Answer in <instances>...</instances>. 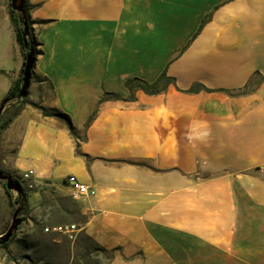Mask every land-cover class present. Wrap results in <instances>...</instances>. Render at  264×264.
<instances>
[{
	"label": "crops",
	"instance_id": "obj_1",
	"mask_svg": "<svg viewBox=\"0 0 264 264\" xmlns=\"http://www.w3.org/2000/svg\"><path fill=\"white\" fill-rule=\"evenodd\" d=\"M26 3L29 99L51 114L6 103L0 168L93 187L73 224L109 264H264V0ZM23 63L19 50L14 81ZM164 70L175 83L159 94L126 87Z\"/></svg>",
	"mask_w": 264,
	"mask_h": 264
},
{
	"label": "rangeland",
	"instance_id": "obj_2",
	"mask_svg": "<svg viewBox=\"0 0 264 264\" xmlns=\"http://www.w3.org/2000/svg\"><path fill=\"white\" fill-rule=\"evenodd\" d=\"M14 14L20 19L18 11ZM19 50L24 53L16 37L11 2L0 0V104L14 82L19 66ZM35 80L31 78L28 98L40 91L35 86L31 89L32 82H37ZM10 175L21 182L28 202L15 201L18 192L11 190L12 197L9 196L5 182L0 180V235L7 231L19 207L21 211L18 216L24 219L8 249L0 247L4 264H109L110 252L103 250L90 237L82 233L76 235V232L70 237L59 232L45 231L46 227L71 224L81 219L75 200L68 194L69 190L66 192L49 181L37 182L28 175ZM33 192L41 194V200L36 206L29 203V196ZM7 250L11 258L7 257Z\"/></svg>",
	"mask_w": 264,
	"mask_h": 264
},
{
	"label": "trees",
	"instance_id": "obj_3",
	"mask_svg": "<svg viewBox=\"0 0 264 264\" xmlns=\"http://www.w3.org/2000/svg\"><path fill=\"white\" fill-rule=\"evenodd\" d=\"M24 8H25V13L27 15V19H29V8H28V5L26 3V0H24ZM15 12L16 11L11 8V15L13 16V21L15 23L16 37H17L18 42L21 44L22 49L24 50L23 56H24V59H25V56H26V53H27V47H25V45L23 43V32H24L23 23H24V18L22 20H20L19 17L15 16V14H14ZM208 18H209V16H207V17H205L203 19L201 26L204 25V23L207 21ZM28 25H29L28 40H29L30 43L33 44L34 49H35V54L37 55L39 53L38 49H37V41L35 39V36L32 33L31 25H30L29 22H28ZM23 66H24V63H23ZM23 66H22V69H21V73L23 72ZM172 83H175V78L168 76L166 70H164L159 75V77L156 80L152 81V82L146 81V80L141 79L139 77H134V78L128 79L126 81V87L130 90L131 93H133L135 90H143L147 94H159V93L165 91L168 88V86L170 84H172ZM21 85H22V75H20L19 78L16 81L13 82V84L11 85V87L9 89V92H8L7 96L2 100V102L7 101V100L9 101L12 98H15L17 96V94L19 93ZM204 89L205 90H209L208 88L204 87L202 84L195 83L187 90V92H198V91L204 90ZM132 97L133 96H131V98ZM120 98H121L120 95H118L117 93L106 92L103 95V97L101 98V102L104 101V100H108V99H120ZM19 99H20V101L22 103H28V104L40 109L46 115L47 114H51V112L47 108H45L44 106L40 105L39 103L31 101L28 98V96L24 97V98H19ZM56 114L59 115L61 118H63L67 122L71 132H73L74 131V127H73V124H72L71 119L69 118V116L66 115L65 113H62V112H57ZM1 129H2V126L0 125V131H1ZM6 192L9 194V196L12 197L11 190H8L6 188ZM74 200H75L74 202H75V205L77 207V210L79 212V204H78L76 199H74ZM15 201L27 204L28 196H27L26 190L24 188H23V192L22 193H18V196L15 198ZM15 236L16 235L14 234L13 237L8 242H5V243L1 244L0 247L8 249L9 244L12 242V240L15 238ZM103 250L110 252V254H111L110 261H111V259L114 256L113 250H107L105 248H103ZM7 257L11 258V253L8 250H7Z\"/></svg>",
	"mask_w": 264,
	"mask_h": 264
},
{
	"label": "water",
	"instance_id": "obj_4",
	"mask_svg": "<svg viewBox=\"0 0 264 264\" xmlns=\"http://www.w3.org/2000/svg\"><path fill=\"white\" fill-rule=\"evenodd\" d=\"M11 2V8L13 10H16L20 14V20L24 18V32H23V43L25 47H27V53L24 59V66H23V72H22V85L19 90V93L15 98H24L27 97L29 94V87L31 84V78L33 74V70L36 63V54L35 49L32 43L28 40L29 35V25H28V19L27 15L25 13L24 8V0H10ZM7 101H4L0 104V115L6 105ZM0 180L5 182V187L8 190H16L18 193L23 192V186L21 182L18 179L13 178L10 174L5 172L3 169H0ZM21 211V207H19L13 216V221L6 232L0 235V245L8 242L15 232L18 230L19 225L24 221L23 218L19 217V213Z\"/></svg>",
	"mask_w": 264,
	"mask_h": 264
},
{
	"label": "built area",
	"instance_id": "obj_5",
	"mask_svg": "<svg viewBox=\"0 0 264 264\" xmlns=\"http://www.w3.org/2000/svg\"><path fill=\"white\" fill-rule=\"evenodd\" d=\"M65 184L70 189V196L76 200L93 195L96 193V190L90 185L83 183L76 175L69 174L65 177ZM46 232H59L67 234L70 237H73L74 233L77 231V226L73 223L71 224H61L55 225L52 227H46Z\"/></svg>",
	"mask_w": 264,
	"mask_h": 264
}]
</instances>
